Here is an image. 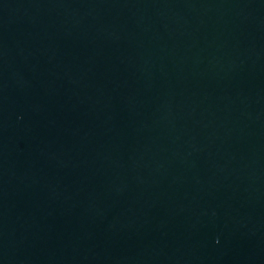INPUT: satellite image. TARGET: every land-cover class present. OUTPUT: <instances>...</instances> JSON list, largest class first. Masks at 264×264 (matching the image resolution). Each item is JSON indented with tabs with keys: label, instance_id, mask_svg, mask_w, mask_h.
Instances as JSON below:
<instances>
[{
	"label": "water",
	"instance_id": "1",
	"mask_svg": "<svg viewBox=\"0 0 264 264\" xmlns=\"http://www.w3.org/2000/svg\"><path fill=\"white\" fill-rule=\"evenodd\" d=\"M0 264H264V0H0Z\"/></svg>",
	"mask_w": 264,
	"mask_h": 264
}]
</instances>
